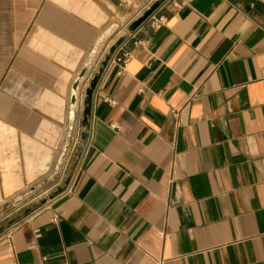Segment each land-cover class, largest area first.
<instances>
[{
    "label": "crops",
    "instance_id": "crops-1",
    "mask_svg": "<svg viewBox=\"0 0 264 264\" xmlns=\"http://www.w3.org/2000/svg\"><path fill=\"white\" fill-rule=\"evenodd\" d=\"M135 8L0 0V205L54 192L74 85L93 56L84 99L122 37L113 57L131 55L98 83L67 186L0 236V264H264V0H167L164 26L130 33Z\"/></svg>",
    "mask_w": 264,
    "mask_h": 264
},
{
    "label": "water",
    "instance_id": "water-1",
    "mask_svg": "<svg viewBox=\"0 0 264 264\" xmlns=\"http://www.w3.org/2000/svg\"><path fill=\"white\" fill-rule=\"evenodd\" d=\"M165 1H167V0H158L157 2H155L154 5H152L139 19L133 21L128 26V31L130 33L136 32L143 24H145L150 19V17H152L154 15V13L160 8V6ZM124 40H125V37H122L119 41H117L109 49V52L107 53V55L105 56V59L101 63V66H100L98 72L96 73V75L92 79L89 87L84 92V96L85 97H84V110H83V120H82L83 132H82V135H81V140L82 141H84L86 139L87 132H88V129L90 127V119H91V116H92L94 94H95L96 88L98 86V83H99V81H100L105 69L109 65L112 57L114 56L115 52L121 46V44L124 42ZM96 53H97V49H95L93 55H95ZM92 58H93V56L91 57L90 61L86 65L85 69L82 71L78 81L74 85L72 102H71L69 143L71 142V138H72V136L74 134V130H75L76 108H77V104H78V92H79L82 80H84V78L87 75L88 66L91 64ZM69 145L70 144H67V146L65 147V149H64V151L62 153V156H61V159H60V164H62V161H63L64 157L67 154ZM20 200L21 199H17L16 201H20Z\"/></svg>",
    "mask_w": 264,
    "mask_h": 264
},
{
    "label": "rangeland",
    "instance_id": "rangeland-1",
    "mask_svg": "<svg viewBox=\"0 0 264 264\" xmlns=\"http://www.w3.org/2000/svg\"><path fill=\"white\" fill-rule=\"evenodd\" d=\"M146 0H142L141 2L132 4V7L136 6V12L144 6V2ZM145 13V12H144ZM135 18V17H134ZM140 18V17H139ZM138 18V19H139ZM127 28V27H126ZM127 30V29H126ZM81 142H78V145L71 155H68L66 161L69 160V165L65 169V176H60L57 181V188H55L54 192L47 194L44 198H34L30 196H26L22 198L20 201L11 200L6 201L5 203L0 205V236L4 233L10 232L17 225H19L23 220L28 217H31L38 211L42 210L47 204L52 202L57 196H59L63 192V187L65 188L67 175L71 171L70 169L75 165L80 157V147ZM82 149V147H81ZM79 154V155H78ZM78 155V156H77ZM62 174V173H61Z\"/></svg>",
    "mask_w": 264,
    "mask_h": 264
},
{
    "label": "built area",
    "instance_id": "built-area-1",
    "mask_svg": "<svg viewBox=\"0 0 264 264\" xmlns=\"http://www.w3.org/2000/svg\"><path fill=\"white\" fill-rule=\"evenodd\" d=\"M120 1L122 3L127 4V5H132V4L141 2L142 0H120ZM157 1L158 0H146L144 2V6H142L139 9V11H137V14L134 18V21L137 20L139 17H141L144 14V12H146ZM153 16L150 17V19L148 21H153V24L155 26H158V27L165 25L166 20L164 18H160V19L156 20ZM130 58H131L130 54H123L122 56L112 57L110 63L118 65L121 68V70L124 71V68H125L126 64L128 63V61L130 60ZM110 103L112 105L116 104L115 101H110ZM83 110H84V99L83 98L80 99V97L78 96V104H77V108H76L75 130H74V134L71 138V142H70L67 154L62 161V166L64 167V171L67 168V166L69 165V160L66 161L67 156L71 155V153H74V151L78 145V142H81V135H82V131H83V128H82ZM173 118L175 119L178 126L182 125L183 121L180 117L179 111H173Z\"/></svg>",
    "mask_w": 264,
    "mask_h": 264
}]
</instances>
